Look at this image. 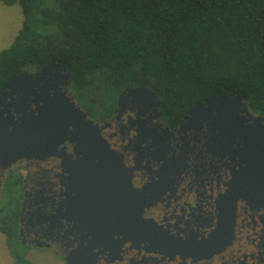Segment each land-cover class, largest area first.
<instances>
[{"label": "flooded vegetation", "instance_id": "flooded-vegetation-1", "mask_svg": "<svg viewBox=\"0 0 264 264\" xmlns=\"http://www.w3.org/2000/svg\"><path fill=\"white\" fill-rule=\"evenodd\" d=\"M46 66L5 90L9 79L0 109L17 120L44 101H74L107 147L83 165L69 134L54 156L0 163V211L11 186L18 194L7 243L65 264H264V114L246 101L196 114L206 101L171 116L144 82L93 117L67 67L30 77Z\"/></svg>", "mask_w": 264, "mask_h": 264}, {"label": "trees", "instance_id": "trees-1", "mask_svg": "<svg viewBox=\"0 0 264 264\" xmlns=\"http://www.w3.org/2000/svg\"><path fill=\"white\" fill-rule=\"evenodd\" d=\"M1 1L19 4L24 23L0 52V88L28 67L62 64L79 91L98 75L145 78L171 116L221 95L264 114V0ZM0 229L13 242L14 227Z\"/></svg>", "mask_w": 264, "mask_h": 264}, {"label": "water", "instance_id": "water-1", "mask_svg": "<svg viewBox=\"0 0 264 264\" xmlns=\"http://www.w3.org/2000/svg\"><path fill=\"white\" fill-rule=\"evenodd\" d=\"M61 67H63L62 64L48 65L35 76L30 77L39 82L45 72ZM24 76H26L25 73L9 80L4 89L12 88ZM145 92L151 94L148 91ZM2 94L0 93V95ZM151 95L155 97L153 94ZM239 101L246 100L239 96H217L198 106L196 114L206 107ZM0 105H3L2 101H0ZM71 127H73L72 130ZM69 134L73 136V139L70 138L69 141L75 142L76 148L84 155V159L80 160L83 165L84 162L92 165L93 162L88 159L89 156L94 152H100L103 147H107L101 138L98 124L87 119V114L74 101H44L37 116L29 115L17 120L13 116H6L5 112L0 109V163L10 165L23 158L43 160L54 156L57 154L60 144L68 140ZM101 161L103 162V160ZM89 182H91L88 185L89 189H97L98 182L95 180ZM214 250L215 248H212L211 251ZM68 264L74 263L68 261Z\"/></svg>", "mask_w": 264, "mask_h": 264}, {"label": "rangeland", "instance_id": "rangeland-1", "mask_svg": "<svg viewBox=\"0 0 264 264\" xmlns=\"http://www.w3.org/2000/svg\"><path fill=\"white\" fill-rule=\"evenodd\" d=\"M24 21V14L23 9L19 4L16 5H6L2 1H0V52L8 49L11 44H13V36L18 30H20L23 26ZM15 26V29H14ZM11 39L8 41L7 36L9 32L12 30ZM29 69L36 68L35 66L28 67ZM27 68V69H28ZM137 76V75H136ZM105 75H98L95 79V82L91 85L85 87L79 94L81 95L80 98L88 99L89 101H79L81 107L85 109V111L90 112L95 116L101 114V111L109 112L111 111L112 106L114 105L113 98L117 96V90L123 86L127 81H122L117 79L115 83V79L112 78H105ZM138 78V77H135ZM144 78V77H143ZM145 79V78H144ZM144 79H140L141 83L145 82L146 86L151 87V81ZM111 85H109V84ZM108 85V87H107ZM83 94V95H82ZM11 186L9 189L8 194L6 195V199L4 200L3 206H6V209L0 211V227L6 226L4 221L9 219L7 215L13 214L16 207V202L18 198L16 188ZM3 221V223H2ZM8 239L7 236L2 232L0 229V259L6 257V248L5 243L8 245L11 254L12 252H16L17 256H19L22 260L20 261L21 264H65L64 261L57 258L51 250H46L44 252L39 250H30L27 251L26 248L21 247H14L15 245H11L7 243ZM14 250V251H13ZM25 258V260H23ZM27 260V261H26ZM13 264H18L16 259L13 257Z\"/></svg>", "mask_w": 264, "mask_h": 264}, {"label": "crops", "instance_id": "crops-1", "mask_svg": "<svg viewBox=\"0 0 264 264\" xmlns=\"http://www.w3.org/2000/svg\"><path fill=\"white\" fill-rule=\"evenodd\" d=\"M1 1V0H0ZM10 6H12V5H10ZM23 23H24V21H23ZM23 27V26H22ZM14 29H15V26H14ZM14 29H12L10 32H9V34H8V36H7V39L6 40H10L11 39V35H12V32H13V30ZM22 29V28H21ZM20 29V30H21ZM20 30H18V32H16L15 34H14V36H13V43H14V41H15V39H16V37H17V35L19 34V32H20ZM11 46H12V44H11ZM10 46V47H11ZM5 248H6V251H7V253H6V257H3L2 259H0V264H13V256H12V254H11V251H10V249H9V247H8V245L5 243Z\"/></svg>", "mask_w": 264, "mask_h": 264}]
</instances>
